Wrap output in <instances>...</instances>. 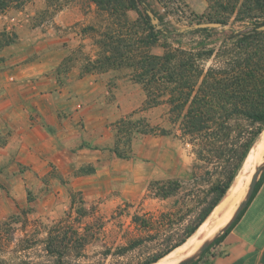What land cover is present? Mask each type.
<instances>
[{
    "label": "rangeland",
    "instance_id": "1",
    "mask_svg": "<svg viewBox=\"0 0 264 264\" xmlns=\"http://www.w3.org/2000/svg\"><path fill=\"white\" fill-rule=\"evenodd\" d=\"M155 6L165 14L166 25L173 33L162 35L155 44L130 49L134 57L145 53L162 55L169 47L195 49L203 54L211 50L213 53L202 63L208 68L220 64L225 50L236 48L239 36L229 29L215 28L205 35H179L176 29L225 19L229 27L245 32L252 23L264 21V12L256 18H237L236 11L228 12L217 0H156ZM128 17L136 21L139 14L129 10ZM109 20L108 13L92 0H29L0 13V39L2 32L10 37L16 35L13 43L0 47L2 89L7 95L23 91V74L27 66L35 64L29 84H34L38 95L26 107L45 135L36 134L39 143H45L44 149H32L37 160L27 159V152L23 154L21 147L24 160L0 162V221L12 216L18 221L12 225L14 238L5 249L6 256L18 254L31 262L47 261L43 245L47 227L62 219L72 220L71 215L75 225L79 222L78 214L71 209L72 193H82L88 205L97 209V217L113 231L130 227L136 213L176 212L174 227L170 228L176 236L198 216L206 198L212 195L211 189L223 181L233 165V160L212 164L198 158L194 145L182 135L179 122H175L171 105L148 107L144 87L132 78V68L123 66L82 74L86 59L97 57L99 40ZM135 30L144 32L145 26ZM7 95L5 99L10 98ZM248 109L263 112L264 96L256 97ZM131 114L140 132L123 133L120 122ZM237 124L241 141L255 127L248 116L238 119ZM148 125L153 130L143 132ZM261 139L260 135L255 147ZM19 140L23 144L24 137ZM28 143L31 138H27L25 144ZM117 144L126 156L116 154ZM263 161L264 149L253 171ZM176 178L182 180V189L166 199L148 191L153 181ZM248 187L228 216L220 212L213 219L219 226L206 230L199 246L233 216ZM4 198L11 199L14 206L7 216L1 210ZM119 206L124 215L115 218ZM84 221L88 222V218ZM164 236L165 233L159 239L148 238L140 249L118 258L106 256L105 247L99 244L75 248L66 256V264H138L162 247ZM121 243H126V239L119 238L117 244ZM216 246L192 264H213Z\"/></svg>",
    "mask_w": 264,
    "mask_h": 264
},
{
    "label": "trees",
    "instance_id": "2",
    "mask_svg": "<svg viewBox=\"0 0 264 264\" xmlns=\"http://www.w3.org/2000/svg\"><path fill=\"white\" fill-rule=\"evenodd\" d=\"M27 1L29 0H0V13L13 6H22ZM92 1L101 11L108 13L110 20L102 33L103 38L99 40L100 50L97 57L86 59L82 74L104 72L123 66L132 68V78L144 87L148 107L171 105L170 110L175 116V122H179L182 135L194 145L198 158L208 159L212 164L228 163L233 160V165L223 177V181L211 189L212 195L210 199L206 198L207 203L198 216L176 236L170 229L174 227L176 212H162L159 215L136 213L132 216L130 227L123 231L117 229L113 231L108 230L105 223L97 217V209L94 205H88L82 193H72L71 209L78 214L76 218L79 222L75 225L72 221L75 217L71 215L72 220L62 219L47 227V236L43 240L48 254L47 261L31 262L18 254L6 256L5 249L14 238L12 225L18 222L15 216H12L0 221V264H66V256L72 249L85 248L90 244L105 247L106 256L124 257L129 252L140 249L148 238L159 239L165 233L162 247L138 264L157 262L183 244L207 220L230 190L239 169L264 131V111L248 109L256 97L264 96V31L256 29L264 25V21L252 23L251 29L245 32L230 27L232 34L239 36L240 42L236 43V48L224 51L220 64L205 68L202 63L213 53L211 50L204 51L203 54L195 49L169 47L162 55L145 53L141 57H134L130 54L129 50L134 47L155 44L162 35L170 36L173 33L166 25L165 14L160 13L155 6L156 0ZM217 4L226 8L228 12L236 11L237 18H256L264 12V0H217ZM129 10L138 12V20L132 21L128 17ZM149 11L159 19L162 27L158 28L152 24ZM211 21H220L225 25L228 23L225 19ZM142 25L145 26L144 32L135 30V27ZM214 29L199 28L185 33L205 35ZM175 33L180 35L184 32L176 29ZM1 36L0 47L13 43L16 38V35L10 37L5 32H2ZM122 49L125 50L124 53ZM246 116L252 119L255 127L249 132L248 137L241 141L239 138L241 131L237 121ZM133 117L131 114L120 122L122 126L120 131L127 134L129 131L140 132V129L135 128L133 124ZM152 128L148 125L142 130L150 132ZM114 151L119 156H126L119 144ZM263 182L264 172L256 184L249 203L238 218L205 249L200 257L189 264L204 256L225 238L243 215ZM181 189L182 180L178 178L156 180L148 187L150 194L162 199L170 197L176 190ZM115 212L117 213L114 215L115 218L124 215L121 206ZM86 218L88 222L84 221ZM119 238L126 239V243L117 244ZM19 246H22L21 243Z\"/></svg>",
    "mask_w": 264,
    "mask_h": 264
},
{
    "label": "crops",
    "instance_id": "3",
    "mask_svg": "<svg viewBox=\"0 0 264 264\" xmlns=\"http://www.w3.org/2000/svg\"><path fill=\"white\" fill-rule=\"evenodd\" d=\"M34 66L35 64L27 66L23 74L26 88L18 91L19 94L7 95L0 80V162L24 160L26 157H22L21 147L23 154L26 155L27 152V159L37 160L38 155L32 149L45 148V143H39L36 135L40 133L45 136L44 132L37 121L32 119L26 107V104L31 103L38 95L34 84H29ZM5 95L10 98L5 99ZM18 100L19 103L16 104ZM23 137L25 143L27 138H31V143L21 144L19 139ZM4 139L8 142L4 143ZM39 146L41 147L38 148ZM3 201L1 210L6 211L7 216L14 206L9 198H4ZM216 250L211 258L213 264H264V182L237 223L217 244Z\"/></svg>",
    "mask_w": 264,
    "mask_h": 264
},
{
    "label": "bare ground",
    "instance_id": "4",
    "mask_svg": "<svg viewBox=\"0 0 264 264\" xmlns=\"http://www.w3.org/2000/svg\"><path fill=\"white\" fill-rule=\"evenodd\" d=\"M261 137L262 139L258 147L253 146L252 149L250 150L228 194L224 196L220 204L215 208V210L211 213V215L207 218V220L183 244L176 247L171 252H169L168 254H166L165 256H163L153 264H178L183 259L189 257L199 249L200 247L199 243L205 237L207 232L206 230L208 231L213 230L215 226L216 227L219 226L220 223L214 221L213 219L220 212H222L224 216H228L231 213L232 208L235 206V204L242 199L241 197L244 194L246 188L249 186L248 184H250L252 176L257 169L256 168L253 171L254 167L257 164L258 155L260 154V152L262 153L264 149V131L262 132ZM230 219L224 224V226L230 221ZM210 222L211 224L213 222L214 223L212 224V226L210 225V227H208L207 229V226H209ZM219 230H217L215 233H217ZM195 249L196 251H194ZM182 256H186V257H182Z\"/></svg>",
    "mask_w": 264,
    "mask_h": 264
},
{
    "label": "water",
    "instance_id": "5",
    "mask_svg": "<svg viewBox=\"0 0 264 264\" xmlns=\"http://www.w3.org/2000/svg\"><path fill=\"white\" fill-rule=\"evenodd\" d=\"M149 14L152 18V23L155 25H157L158 27H162L159 24V19L157 17H155L154 13L152 11H149ZM199 28H219V29H229L230 27L228 25L223 24L220 21H209V22H200V23H196L193 25H189L186 27H182L179 29V31L181 32H188V31H192L195 29H199ZM259 31H264V25H260L256 28ZM264 172V161L263 163L257 167L256 171L254 172L251 182L249 184L247 193L245 195V198L243 199V201L240 203V205L237 207L236 211L234 212L232 218L230 219V221L220 229V231H218L212 238H209L207 240H205L202 245L199 247V249L193 253L192 255H190L189 257L183 259L182 261H180L178 264H189L192 261L196 260L198 257H200L202 255V253L205 251V249L222 233L224 232L239 216V214L241 213V211L247 206V204L249 203L254 190L256 188V184L261 176V174Z\"/></svg>",
    "mask_w": 264,
    "mask_h": 264
},
{
    "label": "built area",
    "instance_id": "6",
    "mask_svg": "<svg viewBox=\"0 0 264 264\" xmlns=\"http://www.w3.org/2000/svg\"><path fill=\"white\" fill-rule=\"evenodd\" d=\"M213 248V247H212Z\"/></svg>",
    "mask_w": 264,
    "mask_h": 264
}]
</instances>
